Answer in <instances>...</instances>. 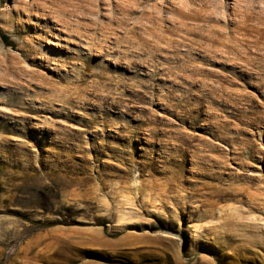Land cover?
Listing matches in <instances>:
<instances>
[{
    "label": "rangeland",
    "instance_id": "rangeland-1",
    "mask_svg": "<svg viewBox=\"0 0 264 264\" xmlns=\"http://www.w3.org/2000/svg\"><path fill=\"white\" fill-rule=\"evenodd\" d=\"M0 264H264V0H0Z\"/></svg>",
    "mask_w": 264,
    "mask_h": 264
},
{
    "label": "bare ground",
    "instance_id": "bare-ground-1",
    "mask_svg": "<svg viewBox=\"0 0 264 264\" xmlns=\"http://www.w3.org/2000/svg\"><path fill=\"white\" fill-rule=\"evenodd\" d=\"M108 82V81H107ZM214 146H211L210 148H209V150L210 151H212V150H214ZM200 150H202L201 148H199ZM203 149H205L206 150V147H204ZM204 151V150H203ZM200 154V153H199ZM208 154V153H207ZM207 157V156H206ZM245 166V165H244ZM252 178H253V180H256L257 179V176H255V175H253V176H251ZM199 188V187H198Z\"/></svg>",
    "mask_w": 264,
    "mask_h": 264
},
{
    "label": "trees",
    "instance_id": "trees-1",
    "mask_svg": "<svg viewBox=\"0 0 264 264\" xmlns=\"http://www.w3.org/2000/svg\"><path fill=\"white\" fill-rule=\"evenodd\" d=\"M4 40H5L8 44H10V43H9V39H8V37H4Z\"/></svg>",
    "mask_w": 264,
    "mask_h": 264
}]
</instances>
